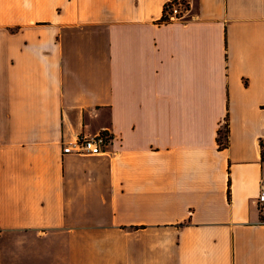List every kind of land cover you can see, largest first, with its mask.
<instances>
[{
	"label": "crops",
	"instance_id": "0c3cea01",
	"mask_svg": "<svg viewBox=\"0 0 264 264\" xmlns=\"http://www.w3.org/2000/svg\"><path fill=\"white\" fill-rule=\"evenodd\" d=\"M168 1L0 0V264H264V0Z\"/></svg>",
	"mask_w": 264,
	"mask_h": 264
},
{
	"label": "built area",
	"instance_id": "2783aa9c",
	"mask_svg": "<svg viewBox=\"0 0 264 264\" xmlns=\"http://www.w3.org/2000/svg\"><path fill=\"white\" fill-rule=\"evenodd\" d=\"M182 2L171 0L165 3L163 9V19H179L182 13ZM111 139V134L107 131H100L93 135H78L73 141L63 146V152H74L77 154H99L105 152L106 144ZM264 143V142H263ZM257 207L264 214V178L260 182L257 194Z\"/></svg>",
	"mask_w": 264,
	"mask_h": 264
},
{
	"label": "trees",
	"instance_id": "16d2710c",
	"mask_svg": "<svg viewBox=\"0 0 264 264\" xmlns=\"http://www.w3.org/2000/svg\"><path fill=\"white\" fill-rule=\"evenodd\" d=\"M227 128L224 130L219 131V136L217 137V141L219 142L220 146H225L227 144ZM222 139H225L223 142ZM261 160L264 161V143L261 142Z\"/></svg>",
	"mask_w": 264,
	"mask_h": 264
}]
</instances>
